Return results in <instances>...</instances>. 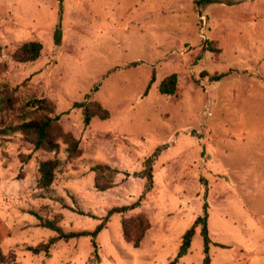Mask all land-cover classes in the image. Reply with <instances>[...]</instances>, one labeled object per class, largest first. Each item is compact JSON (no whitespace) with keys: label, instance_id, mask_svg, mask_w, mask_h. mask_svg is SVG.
Returning <instances> with one entry per match:
<instances>
[{"label":"rangeland","instance_id":"374dc122","mask_svg":"<svg viewBox=\"0 0 264 264\" xmlns=\"http://www.w3.org/2000/svg\"><path fill=\"white\" fill-rule=\"evenodd\" d=\"M31 41L42 45L39 58L15 62ZM205 41L219 53L204 50ZM171 74L176 93L162 95L159 83ZM86 96L108 119L83 126L72 105ZM31 98L55 104L78 157L62 141L56 153L34 151L11 130ZM0 101L6 264H169L204 203L209 264H264V0H0ZM162 146L150 192L108 219L97 258L89 237L58 241L48 255L27 250L55 236L31 211L65 233L92 232L110 209L138 201L145 179L133 174ZM53 159V183L38 189V163ZM99 164L119 171L105 191L94 186ZM138 213L151 227L133 248L121 221ZM199 232L177 264H203Z\"/></svg>","mask_w":264,"mask_h":264},{"label":"trees","instance_id":"16d2710c","mask_svg":"<svg viewBox=\"0 0 264 264\" xmlns=\"http://www.w3.org/2000/svg\"><path fill=\"white\" fill-rule=\"evenodd\" d=\"M201 1L202 0H195V4L199 5ZM205 43L206 46L204 50L213 52L214 54L219 53V50L214 48L211 42L205 41ZM41 50L42 45L39 42H27L15 50L12 54V59L18 63L33 62L39 58ZM135 65V63L131 64V66ZM219 78V75H214L211 77V80L216 81ZM153 81L154 77L151 78L147 90ZM177 83V75L171 74L159 83L158 91L162 95L173 96L177 90ZM1 103L0 101V104ZM72 107L81 111L84 127L89 126L91 119L94 117L101 120L108 119L109 117L108 111L102 108L98 102L91 100L89 96H86L82 102H74ZM22 111L26 116L17 126L12 127L11 130L19 132L24 139L32 145L34 151L56 153L59 149V141H62L67 146L66 152L68 157L75 158L80 155L79 141L75 139L71 133L63 130L59 123L61 115L55 114V104L51 100L47 98H31L23 104ZM163 148L164 146L158 148L150 158H147L143 162L142 170L137 174H133L134 176L145 179L144 191L138 201L128 206L110 209L101 223L98 224L92 232L80 231L65 233L56 222L50 220L43 222L42 217L37 213L34 211L29 212L30 215L36 217V219L40 221L39 224L42 228L54 232L55 236L51 237L46 243L39 244L35 247H28L27 250L34 255L40 253L48 255L50 247L58 241L68 242L71 239L89 237L93 248V255L97 258V235L104 229L105 224L112 215H122L139 207L143 195L150 192L152 188L153 163ZM59 164L60 162L56 159L43 160L38 163V189L46 190L52 185L54 174ZM91 171L94 173V186L98 191H105L112 188L114 186V178L119 173L116 169L101 164L93 166ZM125 175L128 176V174ZM207 218V204L204 203L202 216L197 217L191 227L183 234L177 253L169 264H177V262L188 253L197 226H200L199 233L203 241V264L210 263L208 253L211 241L208 235ZM150 227L151 225L148 218L143 213H138L133 217L122 219V237L124 241L131 244L133 248H138ZM7 262L8 257L4 255L0 249V264H6Z\"/></svg>","mask_w":264,"mask_h":264}]
</instances>
